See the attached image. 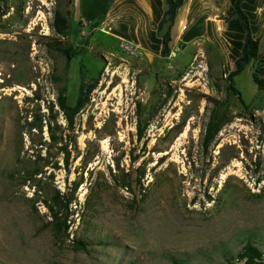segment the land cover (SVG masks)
I'll use <instances>...</instances> for the list:
<instances>
[{"label": "rangeland", "instance_id": "rangeland-1", "mask_svg": "<svg viewBox=\"0 0 264 264\" xmlns=\"http://www.w3.org/2000/svg\"><path fill=\"white\" fill-rule=\"evenodd\" d=\"M8 2L0 4V264H242L246 243L264 252V11H247L259 55L233 78L243 104L227 78L241 55L229 47L243 35L229 25L217 40L230 57L200 40L151 62L78 21L58 34L55 12L68 18L72 0ZM93 78L71 127L60 102L74 106ZM51 133L67 142L68 166L47 148ZM57 190L75 196L68 239L49 224ZM73 238L89 239L88 251Z\"/></svg>", "mask_w": 264, "mask_h": 264}, {"label": "crops", "instance_id": "crops-1", "mask_svg": "<svg viewBox=\"0 0 264 264\" xmlns=\"http://www.w3.org/2000/svg\"><path fill=\"white\" fill-rule=\"evenodd\" d=\"M177 3V16L171 28V53L180 46L189 48L202 40L215 44L228 57L231 47L241 54L242 25L238 18L230 19L231 25L227 19L235 0H177ZM243 8L264 11V0H244ZM166 9V0H72L69 13L70 21H78L82 28L93 27L92 32L108 34L120 46L131 43L152 62L165 58L161 53L164 31L159 32L158 27ZM228 25L242 33L239 45L231 43L229 47L226 41L217 40L218 31L219 36L225 33L226 38Z\"/></svg>", "mask_w": 264, "mask_h": 264}, {"label": "trees", "instance_id": "trees-1", "mask_svg": "<svg viewBox=\"0 0 264 264\" xmlns=\"http://www.w3.org/2000/svg\"><path fill=\"white\" fill-rule=\"evenodd\" d=\"M243 2L244 0H235L234 8L232 11L228 12L227 19L230 20L232 18H238L240 20V23L242 25L243 31H244V38H243V44L241 48V55H239L235 61H234V69L231 70L228 74V80H229V88L234 92V94L240 99V101L244 104V99L242 98V95L240 91L235 87L233 78L239 74H241L246 66L259 55V40L255 38L251 18L250 15L245 9L243 8ZM167 3V9L164 13L163 18L161 19L158 27V31L163 32L162 36V42L163 47L161 50V53L164 57H168L171 54V48H170V42H171V28L175 22L176 16H177V9H178V3L177 0H166ZM0 4L3 6H8L9 2L8 0H0ZM6 10L3 11L2 14H5ZM68 18H64L62 13L60 11L55 12V21H54V27L58 34L65 37L68 34V31L71 29L70 24V13L68 11L67 13ZM56 49L66 53L69 57H72L76 52H73L71 48H66L65 46H61V44L56 45ZM255 80L258 83V79L255 76ZM99 82L98 78H93L91 83H83L80 86V94L77 98V101L74 106H69L66 104V101L64 99L61 100L60 104L63 109V111L66 114L69 126L72 127L74 123V117L75 115L87 104L88 98L90 93L96 88L97 84ZM220 130V127H215L213 130V134H216ZM209 135L212 133V123L209 124ZM51 138L53 143L46 145L47 148L50 147H56L57 153L62 156V160L65 163L66 166L69 164L70 156H71V150L68 147L67 142L64 141V139L55 137L54 133H51ZM44 145V143H40ZM135 161V159H133ZM52 163L48 162L46 165H50ZM51 166L60 168L59 163H53ZM144 174H141L140 178L136 180V183L143 186V183L141 181V177H143ZM113 176H116L115 174ZM128 178L121 177L123 179V182H121L119 185L122 188H130L131 183L133 182V179L130 180L129 176H131V173L129 172L127 174ZM116 180V179H115ZM79 181H74L72 191H76L78 187L80 186ZM75 200V196L72 194L70 195L68 191L62 192L60 190H57L52 196H51V204H48L49 208V214L51 217V220L49 221V224L51 226V230L53 233V236L55 238H61V236L64 239L70 238L71 235V227L73 220L70 218L71 215L74 214V210L71 209L70 204ZM73 244L75 250H81V251H88L89 246V239L84 238H73ZM242 264H264V252L260 250L255 244L252 242L246 243L244 246V251L242 254Z\"/></svg>", "mask_w": 264, "mask_h": 264}, {"label": "built area", "instance_id": "built-area-1", "mask_svg": "<svg viewBox=\"0 0 264 264\" xmlns=\"http://www.w3.org/2000/svg\"><path fill=\"white\" fill-rule=\"evenodd\" d=\"M122 46H124L131 52H138L137 48L131 43H126L125 45H122ZM173 55H175V53H173Z\"/></svg>", "mask_w": 264, "mask_h": 264}, {"label": "bare ground", "instance_id": "bare-ground-1", "mask_svg": "<svg viewBox=\"0 0 264 264\" xmlns=\"http://www.w3.org/2000/svg\"><path fill=\"white\" fill-rule=\"evenodd\" d=\"M33 75V74H32Z\"/></svg>", "mask_w": 264, "mask_h": 264}]
</instances>
